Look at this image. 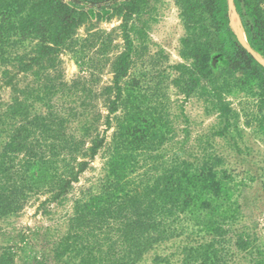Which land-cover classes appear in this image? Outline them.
<instances>
[{"label": "trees", "instance_id": "16d2710c", "mask_svg": "<svg viewBox=\"0 0 264 264\" xmlns=\"http://www.w3.org/2000/svg\"><path fill=\"white\" fill-rule=\"evenodd\" d=\"M151 1L0 0V76L5 84L19 73L35 76L0 111V219L40 195L42 203L63 202L105 142L92 110L51 105L58 88L41 77L42 62L70 45L91 15L118 17L124 43L112 64V84L103 87L113 93L106 121L111 124V115L116 120L107 170L95 190L74 200L64 234L47 229L48 254L42 251L34 264H45L47 256L53 264H264L257 233L241 224L234 178L215 170L222 162L211 148L232 125L227 96L234 90L251 95L264 110V64L238 40L229 0H174L185 29L179 54L189 63L173 66L178 74L172 83L201 97L218 123L196 137L187 156L175 151L163 162L162 148L174 132L166 103L152 104L145 127L124 117L132 95L122 81L133 65L136 40L145 35L134 21L149 12ZM235 5L250 47L264 59V0ZM137 151L151 160L148 170H117ZM0 264H15L10 247L0 250Z\"/></svg>", "mask_w": 264, "mask_h": 264}, {"label": "rangeland", "instance_id": "374dc122", "mask_svg": "<svg viewBox=\"0 0 264 264\" xmlns=\"http://www.w3.org/2000/svg\"><path fill=\"white\" fill-rule=\"evenodd\" d=\"M150 4L149 12L134 21L143 27L145 35L136 40L133 65L128 77L122 81L126 91L132 95L124 117L132 120L136 117L140 126L145 127L150 122L152 104L159 101L166 103L163 108L169 115L174 132L172 139L166 141L162 148V161L165 162L175 151H182L179 154L185 156L197 136L211 132V128L218 123V116L214 110L206 109L207 104L201 97L186 95L172 83L178 74L173 66L189 63L179 54L180 39L185 29L175 1L152 0ZM230 5L232 26L238 40L264 63L262 55L248 43L235 0H230ZM120 23L118 17L96 19L91 15L77 28L70 45L62 48L53 59L42 62L41 77L58 88L51 97V105L55 109L79 106L81 110H92L99 115L97 131L105 137V142L90 158L77 181L72 183L63 202L42 203L45 196L40 195L28 199L16 215L0 219V250L3 246L10 247L15 252V264H34V257L45 250L47 229H58L56 237L65 233V221L73 214L74 200L95 190L107 170L111 157L109 142L116 120L111 115V124L106 121L107 98L113 93H104L103 87L112 84V64L124 47ZM23 45L29 48L31 43L25 41ZM34 78L31 72L19 73L12 84H5L0 76V111L10 103L18 88H23ZM227 100L231 103L234 117L226 135L216 137L211 144L222 162L215 170H225L233 176V197L239 203L241 224L248 226L250 232H256L264 247V110L254 97L241 90H234ZM122 114L123 109L118 115ZM68 127L73 131V120ZM168 135L172 136V133ZM175 141L180 143L175 146ZM125 153L128 154L126 148ZM136 154L138 163L133 160ZM131 156L124 159L117 170L150 168L151 160L143 158V152L137 151ZM45 264H53L50 256H47Z\"/></svg>", "mask_w": 264, "mask_h": 264}, {"label": "water", "instance_id": "95a60500", "mask_svg": "<svg viewBox=\"0 0 264 264\" xmlns=\"http://www.w3.org/2000/svg\"><path fill=\"white\" fill-rule=\"evenodd\" d=\"M230 1V0H229ZM230 8H231V5H230ZM263 63V62H262ZM264 64V63H263Z\"/></svg>", "mask_w": 264, "mask_h": 264}]
</instances>
